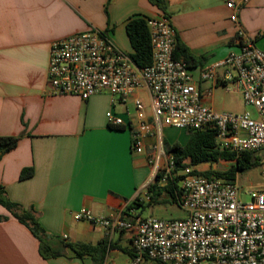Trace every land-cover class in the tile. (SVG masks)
<instances>
[{
    "label": "crops",
    "instance_id": "0c3cea01",
    "mask_svg": "<svg viewBox=\"0 0 264 264\" xmlns=\"http://www.w3.org/2000/svg\"><path fill=\"white\" fill-rule=\"evenodd\" d=\"M228 1L0 0V137H20L17 147L0 159V187L11 202L35 212L47 240L63 251L43 257L39 239L0 205V264H127L133 257L128 233L107 238L101 227L76 221L74 213L87 208L95 216L112 217L129 202L144 203L145 194L148 198L149 160L158 135L145 137L140 154L132 145L134 102H144L151 121L149 92L139 89L125 100L106 92L87 100L51 94L47 71L52 43L97 29L130 55L128 20L167 16L177 41L196 60L190 71L205 92L216 85L201 81L200 73L236 51ZM239 19L264 50V0H250ZM110 110L124 120L123 129L109 125ZM162 138L167 148L185 145L189 134L164 127ZM26 169L32 174L21 179ZM66 242L106 245V251L102 257H79Z\"/></svg>",
    "mask_w": 264,
    "mask_h": 264
},
{
    "label": "built area",
    "instance_id": "2783aa9c",
    "mask_svg": "<svg viewBox=\"0 0 264 264\" xmlns=\"http://www.w3.org/2000/svg\"><path fill=\"white\" fill-rule=\"evenodd\" d=\"M250 0H230L231 20L236 26L234 45L221 63L200 73L201 81H213L230 91V85L242 94L244 104L254 113L218 112L206 103L213 89L202 91L190 67L174 59L176 32L169 17L148 18L153 60L138 67L105 34L97 29L74 34L52 43L47 81L51 94L78 96L83 100L98 93H109L121 100L135 91L150 94L151 121L145 104L135 99L137 124L132 149L144 151L145 137L158 135L150 157L152 173L147 187L178 180L179 205L186 217L163 220L143 217L137 209L125 216L127 205L112 217L95 216L82 208L74 213L76 221H86L104 230L130 236L133 257L127 264H264V189L244 192L235 181L208 177L205 163H186L176 169L174 157L164 146V127L186 131L212 130L219 150L241 156L262 155L264 176V50L242 27L241 8ZM221 69V72L219 70ZM116 102V101H115ZM110 126H125L112 110L107 112ZM222 162V161H221ZM226 162V161H224ZM229 163V162H228ZM250 195L244 201L243 194Z\"/></svg>",
    "mask_w": 264,
    "mask_h": 264
},
{
    "label": "trees",
    "instance_id": "16d2710c",
    "mask_svg": "<svg viewBox=\"0 0 264 264\" xmlns=\"http://www.w3.org/2000/svg\"><path fill=\"white\" fill-rule=\"evenodd\" d=\"M147 17L134 16L130 18L126 24L127 35L129 37L133 52L129 55L131 60L140 68L148 67L152 64L153 53L150 32L147 25ZM174 59L183 60L189 67L196 64L195 58L189 53L188 49L176 39V48L174 51ZM123 129V126H119ZM189 139L185 145L178 142L167 145V152L171 154L176 163V169H182L189 163L191 166H199L205 163L219 164L221 161L232 163L230 168L224 171H214L212 169L204 172L208 177L216 176L226 181H235L238 174L251 170L258 164H262V158L254 155V153H243L237 156L228 151H221L216 144V135L212 130H197L187 131ZM20 137L15 136H1L0 137V159L10 150L17 147ZM32 174L31 169L23 170L21 179L29 177ZM163 190L167 192L168 199L163 197ZM148 205L156 203H171L179 204V187L178 180L169 182L166 186H160L158 181L150 184L147 188ZM0 205L6 208L9 213L25 224L32 233L40 241V252L45 258L56 257L62 255L63 251L58 247H53L47 240V236L43 228L40 226L35 212L24 209L20 205L11 202L6 192L0 187ZM145 204L134 200L129 202L125 208L124 215L131 216L129 211L131 209L144 210ZM141 210V211H142ZM141 215V212L139 211ZM65 247L72 250L77 256L84 255H99L102 257L106 251V245L92 246L91 244L83 242H66Z\"/></svg>",
    "mask_w": 264,
    "mask_h": 264
},
{
    "label": "rangeland",
    "instance_id": "374dc122",
    "mask_svg": "<svg viewBox=\"0 0 264 264\" xmlns=\"http://www.w3.org/2000/svg\"><path fill=\"white\" fill-rule=\"evenodd\" d=\"M231 90L227 91L224 86L217 85L213 89V95L207 102L208 105L213 107L218 112L232 113V114H242L245 111L254 113V108L251 106H246L243 101L242 94L234 89L233 85H230ZM179 137V135H178ZM184 138V136H183ZM182 140V139H181ZM254 155L261 157L260 153H255ZM232 163L220 162L219 164H214L213 166H205L204 169L214 170V171H224ZM238 184L244 192L248 191H258L264 189V176L262 175V164L258 161V164L251 170L240 173L237 176ZM163 197L168 199V194L163 190ZM242 198L244 201L250 200V195L243 194ZM143 202L145 203V209L140 210L143 217H155L163 220H177L186 217V211L178 204L171 203L167 201L166 203H156L148 205V198L146 194L144 195Z\"/></svg>",
    "mask_w": 264,
    "mask_h": 264
}]
</instances>
